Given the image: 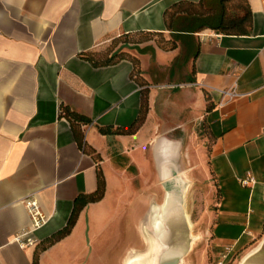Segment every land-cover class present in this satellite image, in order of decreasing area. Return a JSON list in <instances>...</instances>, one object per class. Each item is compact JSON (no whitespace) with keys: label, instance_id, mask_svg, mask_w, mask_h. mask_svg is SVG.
Segmentation results:
<instances>
[{"label":"crops","instance_id":"obj_1","mask_svg":"<svg viewBox=\"0 0 264 264\" xmlns=\"http://www.w3.org/2000/svg\"><path fill=\"white\" fill-rule=\"evenodd\" d=\"M180 1L200 0H0V264H32L38 243L67 224L75 198L97 189L98 163L60 115L62 104L91 118L81 129L87 147L100 155L107 188L101 200L84 207L69 235L41 253L40 264L66 258L63 252L74 247L86 250L87 231L95 239L103 235L122 205L135 215L139 198L146 225L158 219L156 205L162 215H185L191 225L186 199L188 179H198L196 167L188 166L195 138L182 131L207 101L213 141L205 168L214 199L203 234L219 254L231 247L241 258L263 244L264 0H248V34L205 28L178 31L172 50L139 44L143 74L165 83L152 87L149 113L135 133L100 131L137 119L142 87L130 59L96 66L82 53L102 50L123 34L171 35L165 11ZM181 69L190 79L174 84ZM222 90L237 95L223 97ZM163 139L179 142L173 154L159 153ZM248 172L254 181L244 186ZM31 196L49 219L33 233L36 242L26 244L18 235L32 227Z\"/></svg>","mask_w":264,"mask_h":264},{"label":"rangeland","instance_id":"obj_2","mask_svg":"<svg viewBox=\"0 0 264 264\" xmlns=\"http://www.w3.org/2000/svg\"><path fill=\"white\" fill-rule=\"evenodd\" d=\"M162 36L160 34H140L131 36L130 38L121 37L117 40H112L106 47L112 49L111 53L122 50L129 56H137L135 48L139 44L152 41L161 47L159 43L162 40ZM164 37L171 38V35L167 33L164 34ZM139 65L140 75L145 85H149L150 92L152 87H160L163 85L162 83H165L162 82L161 78L150 81L143 74L141 61H139ZM191 70L192 76L194 73L193 65ZM189 79L184 69H181L180 78L175 80L172 77L171 81L175 80V83H173L180 85L187 83ZM165 85L174 86L173 84ZM207 102L209 103L210 101ZM208 103L197 118L189 120L186 125L187 130L182 131V134L184 133L187 136L191 133L194 134L195 140L193 141V146L190 148L192 156L188 157V166L193 164L196 167L194 170L197 173L198 179L196 181L188 179L187 181L188 197L186 199V208L191 221L190 230L193 237V245L183 258L181 264H218L217 260L219 259V253L213 246L209 236H205L202 231L208 221L209 212L213 207L212 199H214L211 192L210 181L212 180L206 177V170L208 172L210 168H205L206 164L209 165V154L213 141L210 121L207 119ZM171 121L176 122L177 117L173 115ZM186 147H188L187 144H185V149ZM187 169L190 171L188 174L191 175V169ZM137 202H139V211L135 212V215L133 214L132 207L126 210L124 209L125 205H122L121 214L116 218L107 220V226L105 227L107 230L98 238H92L91 231H87L86 239L89 244L86 250L80 251L74 247L71 252L67 250L63 252L67 256L66 258L61 254L55 258H51L48 264H159V254L162 247L161 245L159 246V242L157 245L155 235L149 230L148 225L144 221L146 215L141 209L146 204L142 198H139ZM88 221L89 217L87 218V225L89 227L90 221ZM114 226H118L115 234L111 232ZM138 255H141L140 258H137ZM240 255L237 252L233 256V252H231L224 264H240L243 259ZM131 258L134 260L129 262Z\"/></svg>","mask_w":264,"mask_h":264},{"label":"trees","instance_id":"obj_3","mask_svg":"<svg viewBox=\"0 0 264 264\" xmlns=\"http://www.w3.org/2000/svg\"><path fill=\"white\" fill-rule=\"evenodd\" d=\"M186 20V21H185ZM185 21L183 28L178 29L179 22ZM165 22L167 29L172 31L171 38L164 37V32H137L134 34H123L118 38H130L140 34H160L162 40L159 43L164 50H172L178 47V31H200L212 28L226 34H248L253 25V12L248 0H200L199 2L180 1L176 2L165 11ZM165 39V40H163ZM112 49L105 47L99 51L83 52L82 56L94 65L115 64L122 59H130L133 64V78L141 85V106L137 119L129 126H101L102 133L130 134L135 133L144 123L150 110V89L145 85L140 75V59L137 56H129L121 51L111 53ZM211 108L208 103L207 110ZM60 115L65 116L71 123L75 137L79 145L93 155L97 164V189L92 192H82L74 200V207L67 224L48 238L40 241L35 250L32 264H40V255L43 251L69 235L76 225L81 211L86 205L101 200L106 192L107 180L103 168L100 166V155L92 148L87 147L85 135L81 129L83 124L91 122V118L73 110L66 104L61 105Z\"/></svg>","mask_w":264,"mask_h":264},{"label":"water","instance_id":"obj_4","mask_svg":"<svg viewBox=\"0 0 264 264\" xmlns=\"http://www.w3.org/2000/svg\"><path fill=\"white\" fill-rule=\"evenodd\" d=\"M150 221L149 230L161 244L159 264H181L193 245L190 225L185 215L171 216L170 212L160 216L159 224ZM241 264H264V242Z\"/></svg>","mask_w":264,"mask_h":264},{"label":"built area","instance_id":"obj_5","mask_svg":"<svg viewBox=\"0 0 264 264\" xmlns=\"http://www.w3.org/2000/svg\"><path fill=\"white\" fill-rule=\"evenodd\" d=\"M222 96L233 98L237 95L235 90H222ZM254 181V176L251 172H248L247 176H245L241 183L244 186H249ZM26 204L29 210V213L32 218V227L28 230L23 231L21 234L18 235V240L24 242L26 244H33L36 242V239L33 237V233L43 227L48 222L47 215L42 211L38 201L34 197H29L26 200ZM231 247H226L224 251L219 254V259L217 260L218 264H224L225 261L228 259L229 255L231 254Z\"/></svg>","mask_w":264,"mask_h":264},{"label":"bare ground","instance_id":"obj_6","mask_svg":"<svg viewBox=\"0 0 264 264\" xmlns=\"http://www.w3.org/2000/svg\"><path fill=\"white\" fill-rule=\"evenodd\" d=\"M166 141L168 142H173L172 140H168V139H163L161 140L159 143H158V151L159 153L162 155V154H173L174 153V150H175V144H168V143H165ZM168 170H166L167 172ZM168 174V172H167ZM155 213H156V218L158 217V219L156 220L155 224H159V221H160V216L162 215V210L160 207H158V205L155 206ZM157 245H158V240H157ZM161 244L159 243V246ZM256 249H258V246L256 248H254L252 251H250L248 254H246L243 259L241 260L240 264L243 262L244 259H246L250 254H252ZM141 255H138L137 258H140ZM134 259L131 258L129 260V262H132Z\"/></svg>","mask_w":264,"mask_h":264},{"label":"clouds","instance_id":"obj_7","mask_svg":"<svg viewBox=\"0 0 264 264\" xmlns=\"http://www.w3.org/2000/svg\"><path fill=\"white\" fill-rule=\"evenodd\" d=\"M165 143L178 145L179 142H168V141H166Z\"/></svg>","mask_w":264,"mask_h":264}]
</instances>
